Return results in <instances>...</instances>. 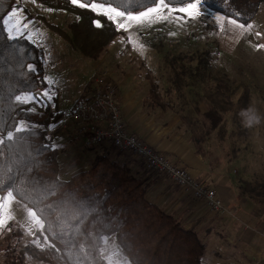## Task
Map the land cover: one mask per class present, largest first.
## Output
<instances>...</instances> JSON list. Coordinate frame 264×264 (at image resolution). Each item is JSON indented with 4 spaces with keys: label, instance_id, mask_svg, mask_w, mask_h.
I'll return each instance as SVG.
<instances>
[{
    "label": "trees",
    "instance_id": "obj_1",
    "mask_svg": "<svg viewBox=\"0 0 264 264\" xmlns=\"http://www.w3.org/2000/svg\"><path fill=\"white\" fill-rule=\"evenodd\" d=\"M35 1L75 15L76 18L68 24V30L59 28L57 34L92 60H97L105 53L120 34L106 18L73 5L71 0ZM98 2L111 3L122 9L127 7L128 10H142L151 6L153 0ZM166 2L180 6L190 0ZM263 2L264 0H203L212 11L225 16L239 14L240 21L248 23L256 16ZM17 3L18 0H0V123L7 127L20 117H27L35 122L38 135L17 134L13 141L5 140L0 144V180L14 189L25 181L23 195L17 192L16 198L30 207L38 203L37 206L51 209L43 229L49 240L48 245L38 249L34 257L47 264H107L103 257L104 239L114 236L117 245L128 257L129 264H202L203 255L208 248L207 242L194 228L184 225L177 217L149 199V178L135 174L119 159L121 152L116 154L113 148L104 149L91 160L89 167L70 177L63 176L60 148L48 139L46 131L40 127L55 126L64 112L56 108L53 111L46 108L43 112H22L20 109L27 106L14 102V96L18 93L50 87L42 79L45 76L43 49L25 36L7 39L2 20L12 8H16ZM97 19L101 20L102 27H96L92 23ZM45 26L53 30L56 28L48 22ZM195 53L197 64L192 71L188 68L189 76H186L183 66L180 70H173L166 80L162 79L166 82L162 86L151 76L148 79V94L151 96V103L162 109L173 110L190 128L193 127V131L199 128L196 115L202 117V135L195 138L191 134L194 137L191 142L199 153L205 155L201 148L204 135L208 144L210 135L215 133L221 138L228 132L239 138L247 135L245 130L243 133L236 130L235 125H239L240 117L244 119L246 116L247 121L250 96L248 90H245L237 101H233L229 81L222 77H219L220 82L213 93L208 88L211 81L210 52L205 50ZM29 62L36 66L35 73L27 71L25 65ZM190 77L193 81L183 80ZM163 97H166L165 100ZM201 103L207 105L205 113L199 109ZM229 120L233 124L231 130L227 127ZM41 145L49 147L42 149ZM96 147L101 146L91 148ZM209 163L213 168L212 160L209 159ZM143 166L149 171L146 165ZM239 190L254 202L264 201V181L254 184L244 181ZM4 191L6 188L0 184V192ZM71 196L78 201L85 200L96 212L88 214L85 219L84 213L75 208ZM65 201L72 203H62ZM65 208L70 209V214L61 217V211ZM49 223L52 224L51 230L48 228Z\"/></svg>",
    "mask_w": 264,
    "mask_h": 264
},
{
    "label": "rangeland",
    "instance_id": "obj_2",
    "mask_svg": "<svg viewBox=\"0 0 264 264\" xmlns=\"http://www.w3.org/2000/svg\"><path fill=\"white\" fill-rule=\"evenodd\" d=\"M16 8L22 10L21 14L29 25L23 36L43 49L45 76H50L54 81L47 89L54 95L50 101L45 100L43 105L37 106L36 111L39 112L45 111L46 108L49 111L56 108L69 113L75 105L89 99L87 94L92 93L97 79L114 84L117 95L121 93L120 88L131 85L130 89H135L136 93L140 91L143 96L142 94L147 92V84L150 86L151 76L156 78L157 82H161L162 79L166 80L169 75L171 76L173 70H180L182 66L186 70V76L187 74L189 76L188 68L192 71L197 64L198 58L195 52L209 51L211 81L208 88L214 93V88L220 82L218 79L222 77L229 81V91L233 101H237L245 90H248L250 96L247 121L246 116L244 119L240 117L239 125H235L236 130H241V133L245 130L247 135L239 138L231 136L228 132L221 138L215 133L210 135L209 144L205 141L204 135L201 148L208 162L209 159L213 162L212 169L215 173L213 179L221 181L230 176L236 189L242 186L244 181L253 184L264 181V48H256V44H264V2L250 22L254 27L242 36H239L235 30H228L227 26L224 31H220L216 17L223 14L212 11L202 0L200 14L195 18L179 12L164 13L167 19L153 17L141 25H134L127 32L120 30L115 41L97 60L83 56L78 49L73 48L69 42L57 34L59 28L68 30V24L76 18L75 15L46 7L33 0H18ZM47 22L57 29L47 28L45 26ZM257 32L260 35H257ZM28 33L32 35L29 36ZM129 36L132 38L131 41L128 40ZM140 44L144 47L141 48ZM186 79L192 78H183V80ZM261 90L263 93L260 92ZM163 98L165 100L166 97ZM149 105L158 114L154 115L150 109L145 110L146 113L151 118L155 117V121L160 125L177 121L173 119L176 117L173 110L162 109L151 102ZM149 105L143 107H149ZM196 116H198L199 127L196 131H193V127L190 128L185 120H178L177 125L174 123L176 132L185 134V138L189 131L190 141L194 139L191 134L195 138L202 135V117ZM227 127L230 130L233 128L230 120ZM40 128L44 129L48 139L60 148V164L64 177H70L77 171L89 167L91 160L97 154L102 153L104 149L112 148L85 147L76 136L72 134L65 136L59 125ZM65 132L71 133L68 130ZM115 153L118 154L117 151ZM119 159L125 162L135 174L139 173L147 177L150 175L148 197L152 202L159 199L165 184L170 187V190L177 192L165 176H160L159 173L149 169L150 172H147L142 160L122 152L119 154ZM162 180L165 184L161 183ZM4 192H0V196ZM188 197L184 200L189 201ZM168 201L161 198L157 203L184 225L192 221L196 223L195 217L181 212L182 209L175 208ZM29 207L17 198L11 205L12 220L9 225L0 227V264H47L34 257L38 249L48 245L49 240L47 242L44 240L46 235L44 230L32 228V232L28 231L31 227L27 214ZM208 227L205 224L197 226L199 235L208 244L202 264H210L211 261L215 262V259L221 264L224 257L228 264H235L237 251L234 249H228L225 252V249L217 251L215 248L223 242L216 240L214 236L220 232ZM34 240L35 243H33ZM229 241L235 244L233 240ZM103 257L107 264H129L128 257L121 251L114 236L104 239Z\"/></svg>",
    "mask_w": 264,
    "mask_h": 264
},
{
    "label": "crops",
    "instance_id": "obj_3",
    "mask_svg": "<svg viewBox=\"0 0 264 264\" xmlns=\"http://www.w3.org/2000/svg\"><path fill=\"white\" fill-rule=\"evenodd\" d=\"M112 78L116 80V78ZM158 83L162 86L166 82L162 80ZM147 86V92L142 94L143 96H141L140 91L136 93L135 89H130L131 85L123 86V90L120 88L121 93L117 95V101L128 131L138 135L147 144L165 154L171 160L188 168L196 179L215 189L217 195L224 203L226 212L216 213L207 210L202 202L190 199L187 194L172 183L177 192L170 190V187L163 182L164 180L161 181L165 185L162 187L159 199L154 202H160L161 198L168 199V202L173 204L175 208L182 209L181 212H186L189 216L195 217L197 219L196 223L192 221L193 223L191 222L187 225L194 228L197 232H199L197 226L202 224L209 226V229L219 230L220 233L218 235L214 234V237L223 243H220L215 249L217 251L225 249L224 252L228 249L237 251L235 264H264V201L261 203L254 202L241 193L239 188L236 189L234 186L233 179L230 176L223 178L221 181L213 179L215 173L205 155L194 148L189 139V131L185 132L186 138L185 134L176 132L174 123L177 125V121L181 120L179 116L176 115L173 118L177 120H175L176 122L160 125L155 121V117L151 118L146 113L145 110L150 109V112L154 115L158 114L151 109L150 102L148 103V101H151V96L148 94L149 84ZM261 92L263 93L262 90ZM87 95L90 97L91 93ZM144 105H149L150 108L147 106L143 107ZM199 109L202 113H205L207 105L201 103ZM65 113L67 114V112ZM63 134L71 136L72 133L63 132ZM160 176L163 175L160 174ZM145 177L149 178L150 175ZM185 196L188 197L189 201L184 200L187 199ZM229 240H233L235 244H232ZM215 260V262L211 261L210 264H219V261ZM225 260L224 257L221 260V264H228Z\"/></svg>",
    "mask_w": 264,
    "mask_h": 264
},
{
    "label": "snow or ice",
    "instance_id": "obj_4",
    "mask_svg": "<svg viewBox=\"0 0 264 264\" xmlns=\"http://www.w3.org/2000/svg\"><path fill=\"white\" fill-rule=\"evenodd\" d=\"M33 2H35V0H33ZM71 3L77 7L89 9L97 16L106 18L115 25L118 31L123 30L127 32L134 25H141L145 21H150L153 17L156 19H167V16H165L164 13L172 14L179 12L186 14L188 17L195 18L200 14L202 0H190V2L182 4L180 7H175L166 2V0H153L152 5L144 7L143 10H128L127 7L122 9L119 6H113L111 3L98 2V0H90V2H86V0H71ZM21 12L22 10L18 8H12V10L8 12L2 20L4 31L7 34L8 40H14L23 36L24 32L29 27ZM216 20L220 31H224L227 26L228 30H235L239 36H242L245 32H250L254 27L252 23L241 22L239 14L227 17L217 15ZM92 23L96 27H102L100 19L94 20ZM256 34L260 35L259 32ZM28 35L31 36L32 34L28 33ZM128 40L131 41L132 38L129 36ZM140 47L142 48L144 45L140 44ZM256 48H264V44H256ZM25 67L29 73H35L37 71L36 66L33 63H26ZM42 79L48 84L54 83L50 76H44ZM53 95L54 93L48 91L47 89L40 91H24L14 96V102L17 105L27 106L26 108H21L20 111L34 113L37 110V106L43 105L45 100L50 101ZM17 134L38 135L35 131V122L22 116L12 125L7 127H5L3 123H0V144H3L5 140L13 141ZM48 147L49 145H41L42 149H47ZM24 183L25 181L20 182V184L14 189L12 186L4 184L3 180H0V184H3L6 188L4 194L0 196V227L9 225V222L12 220L10 208L16 200V193L19 192L23 195ZM71 197L74 199L75 208L84 213L85 219L88 214L96 212V209L87 204L85 200L81 199L78 201L74 196ZM62 203H72V201H65ZM37 205L38 203H34L33 207H29L27 209V214L31 222V227L28 229L29 232H32V228L43 230L47 214L51 210L50 208L46 209L45 206ZM69 214V208H65L61 211V217H67ZM48 228L51 230V223H49ZM32 234L35 235V233ZM44 240L46 242L48 240L46 235L44 236ZM35 242L36 241L34 240L33 243ZM40 247H43V245H40Z\"/></svg>",
    "mask_w": 264,
    "mask_h": 264
},
{
    "label": "built area",
    "instance_id": "obj_5",
    "mask_svg": "<svg viewBox=\"0 0 264 264\" xmlns=\"http://www.w3.org/2000/svg\"><path fill=\"white\" fill-rule=\"evenodd\" d=\"M57 125L61 126L63 132L70 131L85 147H112L117 152L131 154L142 160L149 170L165 176L191 199L202 202L207 210L226 212L215 189L196 179L188 168L128 131L114 84L97 79L89 99L75 105Z\"/></svg>",
    "mask_w": 264,
    "mask_h": 264
}]
</instances>
